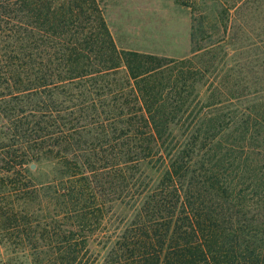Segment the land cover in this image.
I'll list each match as a JSON object with an SVG mask.
<instances>
[{"label": "trees", "instance_id": "1", "mask_svg": "<svg viewBox=\"0 0 264 264\" xmlns=\"http://www.w3.org/2000/svg\"><path fill=\"white\" fill-rule=\"evenodd\" d=\"M211 1L173 58L98 0H0V264H264V0Z\"/></svg>", "mask_w": 264, "mask_h": 264}, {"label": "rangeland", "instance_id": "2", "mask_svg": "<svg viewBox=\"0 0 264 264\" xmlns=\"http://www.w3.org/2000/svg\"><path fill=\"white\" fill-rule=\"evenodd\" d=\"M201 1L205 6L196 9L194 18L203 19L208 23L217 19L220 8L211 0ZM98 2L119 49L173 58H180L189 53L193 16L189 9L181 7L175 0H98ZM254 8L255 6L238 12L233 20L235 25L247 22V28L251 32L255 29L256 32ZM258 16V25L263 26L264 13ZM235 28L237 30V27ZM256 60V65L262 64L261 60L257 58Z\"/></svg>", "mask_w": 264, "mask_h": 264}]
</instances>
